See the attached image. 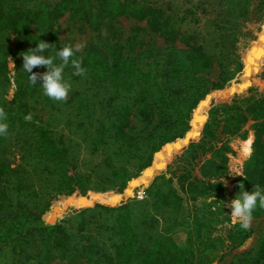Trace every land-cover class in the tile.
Here are the masks:
<instances>
[{
	"label": "trees",
	"instance_id": "16d2710c",
	"mask_svg": "<svg viewBox=\"0 0 264 264\" xmlns=\"http://www.w3.org/2000/svg\"><path fill=\"white\" fill-rule=\"evenodd\" d=\"M65 15L87 26L95 35L84 52L73 57L82 58L86 74L72 75L71 64L64 71L74 81L86 85L75 117L92 128L98 122L90 141L94 151L101 150L103 161L111 171L109 180L118 190L150 166L154 153L164 142L188 130L193 110L209 92L205 83L193 75L210 70L214 58L199 29L183 28L179 19L165 16L146 0H0V30L20 34L34 28L36 33L18 49L0 45V107L7 113L4 122L9 125L7 135H0V253L5 246L13 244L8 247L16 252L14 247L19 246L18 254L34 264H49L59 259L71 243L68 217L54 225H46L41 219L51 200L76 191L85 195L90 184L89 176L77 172L71 148L33 114L28 98L36 95L43 102L51 99L44 95L39 84L42 81L31 85L29 74L22 69L21 53L35 48L38 42L44 40L53 45L45 53L53 57L68 45L67 41L57 39L58 20ZM120 18L145 22L148 31L163 40V49L136 53L145 58L150 53L154 56L144 66L125 53L129 40H122L115 31ZM175 42L182 43L185 49H176ZM256 54L245 56L252 74L258 72L261 63ZM7 57L15 63L17 90L12 106L2 99L9 83ZM54 63L60 64L61 60L56 58ZM45 71L46 67L33 69V72ZM224 80L221 78L212 89L219 88ZM28 114L32 115L30 121L25 119ZM203 119L200 117V121ZM253 131V154L259 162L246 168L244 181L253 188L259 185L264 189L261 143L264 121L255 124ZM248 141L252 144V138ZM226 150V146L219 149L217 159L207 161L201 168L204 178L221 177L227 162ZM129 166L137 169L128 172ZM152 172L153 169H148L141 182L145 184ZM185 183L186 186L184 182L175 186L172 178L155 177L141 201L81 210L79 214L88 223V219H97L96 236L90 245L83 247L86 259L92 264H202L205 254L242 246L251 232L236 224L228 236L214 234L213 223L224 222L221 217L227 212L222 206L213 208L216 201L205 202L210 194L206 193L208 187L203 181L186 179ZM138 185V180L132 181L124 196L132 197ZM119 198L94 199L110 203ZM190 202L195 205L192 207L197 218L185 232L183 244L176 245L171 236ZM259 208L257 205L256 209ZM87 221L82 219L79 223L81 231L85 230ZM234 264H264V241L240 255Z\"/></svg>",
	"mask_w": 264,
	"mask_h": 264
},
{
	"label": "rangeland",
	"instance_id": "374dc122",
	"mask_svg": "<svg viewBox=\"0 0 264 264\" xmlns=\"http://www.w3.org/2000/svg\"><path fill=\"white\" fill-rule=\"evenodd\" d=\"M146 1L162 10L165 16H170L174 20L179 19L183 28L188 30L197 28L202 32L207 50L214 56L213 64L210 70L196 72L193 77L205 83L209 92L193 110L188 130L181 136L164 142L154 153L150 166L143 169L137 177L129 180L122 190L113 187L114 183L110 182L111 171L103 161L101 150H93L90 137L98 122H95V127L92 128L86 121L75 117L76 106L85 91L84 83L74 81L68 72L64 71L65 80H69L72 85L67 99L70 103L56 102L52 99L43 102L36 95L28 98V105L38 117L40 124L71 148L77 172L89 176L90 182L89 190L85 195L76 191L67 197L58 196L51 200L49 209L41 216L46 225H54L64 217H68L67 226L72 235L66 252L60 253L62 257L54 259L49 264H92L86 259V250L83 252V247L90 245L94 240L96 236L94 222L97 219L93 221L88 219V223L86 217L79 212L93 208L95 205L117 207L129 202L141 201L146 197V190L155 177L172 178L175 186L178 182H184L186 186V179L203 181L206 188L208 187L206 193L210 194L205 202L216 201L213 208L222 206V210L227 212L221 217L224 222L213 223L214 234H221L224 237L228 236L231 227L239 224L238 222L233 224L231 209L225 207V204L238 196L241 192V183L244 185V191L254 190L251 184L244 181V177L246 168L254 167L259 162L253 154V126L264 121V0ZM115 28L122 40H129L125 53L138 61L141 66L154 56L152 53L146 55V58L145 55L136 56L137 52L147 50L151 52L165 47L161 38L148 31L145 22L120 18ZM57 31V39L60 42L67 41L68 45L74 47L78 44L83 46L75 55H81L87 44L95 37L87 26H81L69 15L58 20ZM35 34L34 28L28 33L23 31L20 34L0 30V45L18 49L22 45L25 46L29 42V37ZM257 35L258 43H253ZM173 45L178 50L185 49L180 42H175ZM260 49L262 53H259ZM249 53H257L256 55L260 56L261 63L256 74H252L245 64V56ZM6 65L9 83L6 85L2 99L12 106L17 87L14 81L15 63L11 57H7ZM221 78H225L226 81L224 80L219 88L212 89ZM200 117L204 119L200 121ZM250 138L252 144L248 141ZM192 143L195 145L193 148L190 147ZM261 143L264 145V136L261 138ZM199 145L202 148L197 147ZM224 146L227 148L224 153L227 162L225 169L221 171V177L204 178L201 168L207 161L216 160V152ZM136 169L129 166L127 171L133 172ZM148 169H153V175L149 179L146 177L148 180L144 184L140 181ZM237 173L243 175H236ZM134 180H138L139 185L134 188L133 196L127 198L124 192ZM214 185L219 187H211ZM261 190L264 191L263 188ZM179 194L185 197L180 191ZM100 196L121 198L110 203L94 199ZM64 204H67V207ZM192 206L195 205L188 203L171 236L176 245L183 244L185 232L196 221L197 213ZM82 219L84 222L87 221L83 231L79 228ZM247 230L251 233L242 246L232 251H213L205 254L202 264H234L240 255L255 249L264 241V208L254 210L251 225ZM11 245L5 246L0 253V264H34L27 262L22 254H18L21 250L19 246L14 247L16 248L14 252L8 247Z\"/></svg>",
	"mask_w": 264,
	"mask_h": 264
},
{
	"label": "clouds",
	"instance_id": "9594fccd",
	"mask_svg": "<svg viewBox=\"0 0 264 264\" xmlns=\"http://www.w3.org/2000/svg\"><path fill=\"white\" fill-rule=\"evenodd\" d=\"M53 45L45 42L44 40L38 42L35 48L29 49L27 52L21 53L23 57V70L29 74L28 81L31 85L39 83L42 86L43 93L50 99L56 102H66L71 90V82L65 80L64 69L71 64L74 68L72 75L83 76L86 74V69L82 67L83 60L73 58L75 53L82 50V45L71 44L63 46L59 51H56L55 57L46 56V50L50 49ZM59 58L60 64L54 63V60ZM36 67H46L47 71L33 72ZM25 119L30 121L32 115L28 114ZM7 120V113L4 108L0 107V135H7L9 125L4 122ZM236 175H243L237 173ZM246 178V177H245ZM241 192L238 196L225 204V207L231 209V217L233 224L239 223L242 229L247 230L253 218V212L257 205L264 208V191L261 190L259 185L254 186L251 192L244 191V185L240 184Z\"/></svg>",
	"mask_w": 264,
	"mask_h": 264
},
{
	"label": "water",
	"instance_id": "95a60500",
	"mask_svg": "<svg viewBox=\"0 0 264 264\" xmlns=\"http://www.w3.org/2000/svg\"><path fill=\"white\" fill-rule=\"evenodd\" d=\"M262 32V31H261ZM259 35V34H258ZM257 35V37H256V41L255 42H253V43H258V40H259V36ZM251 48V47H250ZM143 177H145V173L143 174ZM142 181H143V179H141ZM141 182V181H140Z\"/></svg>",
	"mask_w": 264,
	"mask_h": 264
}]
</instances>
